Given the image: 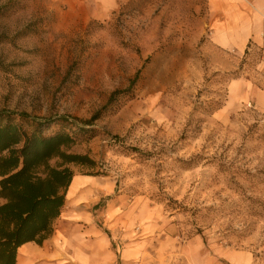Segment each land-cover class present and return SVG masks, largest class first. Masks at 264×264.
I'll return each instance as SVG.
<instances>
[{
	"label": "rangeland",
	"instance_id": "obj_1",
	"mask_svg": "<svg viewBox=\"0 0 264 264\" xmlns=\"http://www.w3.org/2000/svg\"><path fill=\"white\" fill-rule=\"evenodd\" d=\"M216 19L209 0H0V111L94 161L118 264H264V33L220 48Z\"/></svg>",
	"mask_w": 264,
	"mask_h": 264
},
{
	"label": "trees",
	"instance_id": "obj_2",
	"mask_svg": "<svg viewBox=\"0 0 264 264\" xmlns=\"http://www.w3.org/2000/svg\"><path fill=\"white\" fill-rule=\"evenodd\" d=\"M75 143L62 131H28L0 111V264H15L18 247L51 234L74 177L71 166L101 176L88 156L69 152Z\"/></svg>",
	"mask_w": 264,
	"mask_h": 264
},
{
	"label": "crops",
	"instance_id": "obj_3",
	"mask_svg": "<svg viewBox=\"0 0 264 264\" xmlns=\"http://www.w3.org/2000/svg\"><path fill=\"white\" fill-rule=\"evenodd\" d=\"M248 5L254 11L255 25L248 20ZM209 6L217 15L212 35L220 48H236L238 33L245 37L242 44L262 41L264 0H209ZM97 185L98 177L75 174L51 234L41 244L28 242L18 247L15 264H118L126 258L127 253L112 252L109 236L96 225L90 212L89 206L112 189L102 191Z\"/></svg>",
	"mask_w": 264,
	"mask_h": 264
}]
</instances>
